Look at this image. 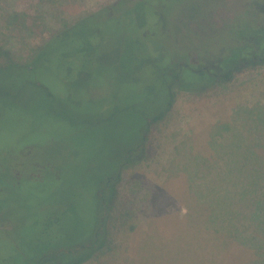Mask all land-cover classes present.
<instances>
[{"label": "rangeland", "instance_id": "obj_1", "mask_svg": "<svg viewBox=\"0 0 264 264\" xmlns=\"http://www.w3.org/2000/svg\"><path fill=\"white\" fill-rule=\"evenodd\" d=\"M114 1L0 0V64L5 63L11 55L17 58L29 56L33 48L48 40L53 33L68 27L78 17L101 9V31L98 34H101L103 65L101 74L98 75L101 90H93V94L100 98L99 101L93 103L92 107L83 106L78 109L71 106L70 102L67 104L56 99L62 95L75 97L77 86L72 85V90L62 84L61 78L67 71L63 67L66 62L55 59L54 54L44 66L37 65L36 59H30L29 63L36 70L31 74L20 75L21 79H10L9 76H16L15 70L11 68L0 74V103L8 109L12 106L0 115V166L3 168H0V214L6 213L1 227L9 229L12 224L14 230V235L8 237L0 234V261L10 260L14 251L17 252L16 256L29 257L37 248H42L47 240L55 239L51 243L56 245L62 243L58 239L62 233H76L70 216L73 214L76 220L86 218L83 211L88 205H93V199L89 197L90 191L100 189L103 176L118 169L123 152L136 140L138 129L144 127L141 114L151 113L160 106L153 105L151 98L154 96L157 99L158 95L157 69L165 67V61L169 64V57L175 56L173 65H182L184 59L180 57H187L186 54L190 52L189 63L194 66L191 70L213 74L212 70L218 67V54L233 45L232 22L237 16L256 17L264 26V0H212L208 18H202L200 24L189 23L188 27L184 24L185 19L199 16L208 0H160V3L148 0L155 7L158 4L165 7V11L170 14L169 20L175 22L166 30L160 17L157 18L150 11L142 19L140 16L136 17L139 29L148 28L145 35H141L133 30L128 21L122 20L121 24L112 19L106 21L108 17L103 9ZM39 4L48 5V10L57 15L38 10ZM259 7L263 8L262 12ZM13 15H17L16 20L10 22ZM82 29L89 36L96 37L90 30ZM257 37L252 39L254 41L251 40L253 43L249 45L250 50L246 54H252L253 57L233 71L228 79L192 91L173 85V107L165 119L155 128L152 127L148 140L141 147V159L144 162H133L122 168L116 177V196L110 204L114 211L120 204H124V207L139 208V211L144 212L147 202L144 201L143 189L146 188L154 195L148 203L160 205L165 198L168 200L166 208L170 213L169 218L167 217L169 223L161 224L160 230L156 229L154 223V228H149L152 223V210L150 211L151 218L145 230L142 249L143 254L149 257L145 259V256H139L142 251L137 254L134 249L132 264H174L175 260L179 261L183 257L190 258L188 261H197V264H207V257V262L212 260L213 264H241L255 258L253 248L228 240L227 234L217 233L213 225H208V232L214 235L208 236L205 233L207 236L204 238L194 228L179 237L177 227H186L182 222L188 217V211L189 216L193 215L192 209L195 208V212L198 210L201 216L197 221L204 228L205 216L209 213L208 204L199 196V190H189L191 179L189 176L187 182V177L192 167L180 165V159L187 158L195 165V157L201 152L200 148L195 147L193 140L206 138L213 129L210 127L213 122L217 118L224 119L235 106L255 101L260 93L264 94V28ZM75 44L67 42L61 45L53 42L50 46L51 51L65 48L74 51ZM180 45L185 47L181 48ZM76 51L80 53L78 49ZM76 51L67 63L73 66L85 64L83 57ZM233 55L230 52L229 56ZM129 59L141 61H130L127 64ZM212 59L217 65L206 62ZM230 61L233 60L224 62V66H228ZM113 63L116 64V69ZM139 64H142L141 67H136ZM207 64L214 65V68H208ZM126 66L139 74L138 86L132 90H126L130 88L128 86H123V89L120 84L123 72L118 71L120 68H127ZM33 83L45 85L53 98L45 97ZM196 83L201 86L207 82ZM150 86L155 88L153 93L148 92ZM82 96L81 93L79 97ZM260 129L257 130L258 134L262 131ZM183 140L185 143L192 142L191 150L184 144L173 149ZM232 148V143L225 146L226 153L234 154ZM256 150L260 156L264 154L263 150ZM11 157L19 160L15 170L16 178L22 177L21 173L28 174L27 177L30 178L20 188L2 187L3 181L9 177L5 170L6 167L10 170ZM172 157L175 161L168 168L170 176L163 177L158 172H161L162 165H166V160ZM145 158L152 160L148 167ZM22 164L26 166V172H23L25 170L21 168ZM12 168L14 170V166ZM54 173L60 175L61 180L48 186L50 180L47 178ZM137 179L142 182L141 188L130 192ZM37 181L38 187L46 184L50 191L29 195L27 185ZM5 204H8L5 207L7 212L2 210ZM154 214L159 216L161 212L154 211ZM112 215H117V212L112 211L110 216ZM240 216L243 218L242 214ZM113 220L111 218L109 222L111 234L107 245L110 248L115 247L120 240L112 232ZM178 220L180 225L177 224ZM29 226L30 230L27 229ZM107 245L104 252H96L83 264H99L101 259H97L107 251ZM152 256L166 257L167 262L162 260L153 263Z\"/></svg>", "mask_w": 264, "mask_h": 264}, {"label": "trees", "instance_id": "obj_2", "mask_svg": "<svg viewBox=\"0 0 264 264\" xmlns=\"http://www.w3.org/2000/svg\"><path fill=\"white\" fill-rule=\"evenodd\" d=\"M211 1L212 0H208L206 2L205 9L199 16L185 19L184 24L186 26L189 25V23L200 24L201 21H203L202 18H204V20L207 19L211 12ZM157 2L160 3V0H157ZM159 5L160 4L155 7V4L148 0H115L113 4L107 6L103 10L108 17L106 21L112 19L118 24H121L122 20L125 22L128 21L133 30L141 35H145V30L148 28L141 30L137 27L139 24V21H137L138 24H136L137 16H140V19H142L148 12L153 11L157 18L160 17V22L163 23L166 30L175 22V20H169L170 14L165 11V7L163 8V6ZM38 6V10L40 11L46 13L50 11L57 15L56 12L48 10V5L44 6L39 4ZM259 10L262 12L263 8L259 7ZM119 14L120 16H118ZM16 17L17 15H13V19L11 18L10 22H12V20L14 22ZM251 17L241 18L237 16L233 20V45L227 47L228 50L222 53L219 51V58L216 59L217 63L219 62L218 67L212 70L213 74L200 70H191L194 66L189 63L190 59H188V57L190 52L186 54L187 57H180L184 59V64L177 66L173 65L176 58L172 56L171 58L169 57V64L165 61L166 66L162 69H157L158 78L156 81L159 85L158 95L157 99L153 96L151 101L153 105L160 106L154 108L151 113L141 114L144 127L138 129L136 140L123 152V157L119 162L118 169L113 173H108L103 176L100 189L97 188L96 190L90 191L89 197H92L93 205H88L87 209L83 211L85 212L86 218L82 217L76 220L73 214L70 216L73 222H71V224L76 227L74 229L76 232L75 234L71 232L70 233L73 235L62 233L60 238H58L62 240V243L56 245H52L51 243L55 239L45 240L46 242L42 244L43 247L37 248L29 257L24 258L19 254V256H16L17 252L14 251L13 254H11L10 260L0 261V264H83L91 259L96 252H104L106 249L105 246L111 234V226L109 223L111 218H114L112 232L114 231L117 238H120V240L117 239L118 244L115 245V247L110 248L108 244L107 251L104 254L102 253L97 260L101 259L99 264H112V261H114V264H132L134 249L137 254H140L143 249L145 230L148 228L147 224L151 218L150 211L152 210V223L149 225V228L153 229L155 224L156 229L160 230L161 224L166 225L169 223L168 215H170V213L168 208H166L168 200L165 198L160 202V205H157V203H154V205L148 203V200L153 198L154 195L149 188H146L143 189L144 201L147 202V207L144 212H141V210L139 211V208L124 207V204H120L118 209L114 211L110 207V204L116 196L114 187L117 181L116 177L122 168L132 165L133 162L143 160L141 159L143 157V149L141 147L148 140L152 127L155 128L160 121L165 119L164 117L168 114L170 108L173 107L174 98L171 91L173 85L186 91H192L194 89L200 90L219 80L224 81L228 79L233 71L237 70L247 62L249 58L253 57L251 56L252 54L246 55L247 50H250L249 45H252V41H254L252 39H256L264 26H262L263 24L260 19ZM42 21L44 23L45 19ZM93 24L94 26H92ZM82 27L90 30L94 33L92 35H96V37L89 36ZM100 27L101 9L78 17L76 20L72 21L68 27L58 30L53 33L48 40L44 41L38 47L33 48L29 56L17 58V56L14 57V55H11L5 60V63L0 64V74L8 68H11L15 70L16 76H9L10 79H21L20 75L24 76L25 74H31L36 70V67L29 63L30 59L34 58V60L36 59L38 61L37 65L44 66V64L50 62L49 59L54 54L55 59L57 58L66 62L63 67H65L67 71L61 78L62 84L68 86L72 90V85L77 86L75 89L77 90V95L75 97L62 95L56 99L67 104L70 102V105L77 109L83 106L92 107L94 105L93 103L98 102L100 99L93 94V90H101L98 86V83H100L98 82V75L101 74V66H103L101 64V34H98L101 31L99 29ZM184 34L187 36L186 32H184ZM53 42H57L61 45L67 42L71 44L76 43L74 51L77 49L80 51V53H77V51L76 53L83 57L85 64L82 63L81 65L73 66L67 63L74 51H70L66 48L64 50L54 51L53 49L51 51L52 46L50 45ZM182 47H185V45H182L181 48ZM230 52H233L234 55L229 56ZM134 59L127 60V64H129L130 61H132V63L134 61H141L140 59ZM213 59L206 62L217 65V63H214L215 60ZM255 59L254 57L253 60ZM228 60L233 61H230L228 66H224V62ZM141 65L142 64H139L136 67L140 68ZM214 65L207 64V67L214 68ZM113 67L116 69V64L113 63ZM120 69L118 73L123 72V74L120 75V84L122 88L123 86L130 87L128 89L126 88V90L136 88L138 86L139 74L134 72V69L131 67ZM196 82L207 83L198 86L199 84L197 85ZM33 84L45 95V97L49 99L53 98L51 91L45 85L41 83ZM154 89V87L150 86L148 92L153 93ZM81 93L83 96L79 97ZM11 108L12 106L8 109L6 105L0 103V115ZM263 115L264 94L260 93L255 101H246L241 105L235 106L224 119L217 118L216 121L213 122V125L210 126L213 129L206 138L201 137L199 141L193 140L195 141V147L200 148L201 152V154L195 157V165L187 158H183V160L180 159V165L192 167V171L187 177V182L189 176L191 179L189 190H199V196L208 204L209 213L207 217L205 216L204 223H206V226L201 228L199 221H197L201 218L198 210L195 212V208L192 209V216H189L188 211V217L182 222V225H186V227H180L181 229L177 227L179 237L181 235H186L190 228L196 229L201 234L199 236H202V238L207 236L205 233L211 236L213 233L208 232V229H210L208 225H213L214 228H216L214 231L224 235L227 234L228 240L254 249L256 252L255 258L252 261L241 264H264V154L260 156L258 150H256L260 149L264 151ZM259 129L262 130L260 134L257 133ZM252 133L254 134L253 136ZM203 141L205 142L202 144ZM229 143H232L234 152L232 155L227 154L225 151V146L228 147ZM182 144L186 145L189 150L192 149V142L189 141L185 143L184 140L179 141L173 149H177L178 146ZM234 146L240 150H237ZM241 146L242 149L244 147L246 152L241 149ZM240 152H243V154H240ZM174 159V157L168 158V160H166V165H162L161 172L159 171L158 173L163 177H168V168L171 163L175 161ZM145 161L147 167L152 163V160L148 161L147 158H145ZM18 162L19 160L16 157H11V159H9V166H11L10 170L7 167L5 170L9 173V179L7 178L3 181L2 187L18 186V188H20L21 185L25 186L23 183L30 181V178L27 177L28 174L21 173L22 177L16 178L15 170H17ZM176 162L180 163L179 161ZM12 166H14V170H12ZM0 168L3 169L1 166ZM21 168L25 170H22L23 172L27 171L24 164H22ZM56 174L57 173H54L50 178H47L50 180L48 186L52 183L60 182V175ZM38 184L39 181L35 184L30 183L27 185L29 195H33L36 192L43 194L45 191H50L46 184L45 186L39 187ZM141 185V180L137 179V181L133 182L130 192H136L141 188ZM6 205L8 204L2 206V210L5 212H7V209H5V207H7ZM72 210L71 208L70 213H72ZM112 211L113 213L117 212V215H112L111 217L110 214ZM154 211H160L161 214L156 216ZM146 212L147 214H145ZM240 214L243 215V218H241ZM5 217L6 213L0 214V234L8 237V235H14V230L12 229V224L9 225V229L1 227V224L4 223L3 221H5V219H3ZM6 221L8 222V220ZM34 223L37 224V222ZM31 224H33V222ZM87 224L89 226H86ZM177 224H181L179 220ZM34 227L35 226H33L32 229H34ZM29 228H31V226L27 227L28 230H30ZM197 243L198 241H196V244ZM143 252L144 250L139 256H145V259L149 257V255L143 254ZM152 257L153 263L161 262L162 260L167 262L166 257ZM189 259L190 258L184 257L181 259L179 258V261L175 260L174 264H197V261H188ZM139 260H141V257ZM207 260H209L208 257L205 259L207 264L214 263L212 260L208 262Z\"/></svg>", "mask_w": 264, "mask_h": 264}]
</instances>
